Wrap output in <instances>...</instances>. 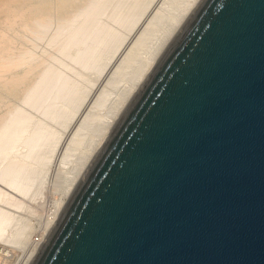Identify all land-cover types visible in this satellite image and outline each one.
<instances>
[{
	"label": "water",
	"instance_id": "water-1",
	"mask_svg": "<svg viewBox=\"0 0 264 264\" xmlns=\"http://www.w3.org/2000/svg\"><path fill=\"white\" fill-rule=\"evenodd\" d=\"M30 264H264V0H198Z\"/></svg>",
	"mask_w": 264,
	"mask_h": 264
},
{
	"label": "rangeland",
	"instance_id": "rangeland-1",
	"mask_svg": "<svg viewBox=\"0 0 264 264\" xmlns=\"http://www.w3.org/2000/svg\"><path fill=\"white\" fill-rule=\"evenodd\" d=\"M161 2L94 0L72 22H52L40 29L41 37L24 33L15 43L43 61L38 69L45 73L37 70L35 80L41 74L42 82L35 81L28 99L11 102L17 112L7 113L10 121L0 133V264H23L38 241L77 162L75 136L91 131L95 117L106 114L122 91L128 46Z\"/></svg>",
	"mask_w": 264,
	"mask_h": 264
},
{
	"label": "bare ground",
	"instance_id": "bare-ground-1",
	"mask_svg": "<svg viewBox=\"0 0 264 264\" xmlns=\"http://www.w3.org/2000/svg\"><path fill=\"white\" fill-rule=\"evenodd\" d=\"M93 1L0 0V133L2 132V135L5 133L3 131L5 129H2L3 125L6 124L4 121H10L6 117L8 114L10 117L15 115L12 113L11 116L10 112H17V110H13L17 107L12 108L14 104L12 105L11 102L15 103L14 100L18 102L23 97L22 100L28 99L27 96L37 87L35 81L38 82L36 85H39V81H41L39 79L41 74L38 75L37 80H35V75L38 74L37 70H42L43 61L41 63H38L40 61H33V58L29 57V48L28 50L16 48L17 44L15 45V43H18L22 37L21 34L28 33L27 36L31 38L34 36L31 34H39L40 29L43 30V26L46 29L52 22L68 21L70 23ZM197 2L198 0H164L163 3L161 2V6L156 9V13L150 19L148 18L149 21H147L141 34L138 33L139 35L133 44L128 46L130 48L127 49L126 47L128 51L120 66L125 85L108 112L106 114L100 113L95 117L90 126L91 131L81 132L75 136L74 144L79 153L73 171L65 177L60 186L62 199L57 203L47 223L39 233L38 241L32 244L23 264H30L32 261L101 142ZM42 32L40 36L37 35V38L42 36ZM38 58L40 60V57ZM43 71L41 73L44 76ZM29 92L31 93L29 94ZM26 94L28 95L25 97ZM19 98L20 100H17ZM10 117L8 116V118ZM93 123L95 126H92Z\"/></svg>",
	"mask_w": 264,
	"mask_h": 264
}]
</instances>
